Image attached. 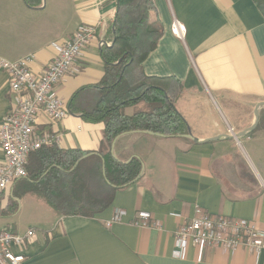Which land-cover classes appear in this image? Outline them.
I'll list each match as a JSON object with an SVG mask.
<instances>
[{
  "label": "crops",
  "instance_id": "0c3cea01",
  "mask_svg": "<svg viewBox=\"0 0 264 264\" xmlns=\"http://www.w3.org/2000/svg\"><path fill=\"white\" fill-rule=\"evenodd\" d=\"M153 1L164 35L144 61V72L182 82L175 105L200 141L144 131L119 135L111 152L122 162L141 160L142 175L93 217L59 215L37 194H22L25 180L18 181L11 198L3 194L1 209L13 202L18 208L0 214V230L35 231L23 264H264V250L256 255L245 247L231 253L191 246L185 258L173 255L175 232L197 206L211 215L253 220L264 230V130L240 139L224 136L250 127L264 101V15L253 0ZM115 14L116 0H44L36 8L24 0H0V56L19 61L34 55L31 67L41 75L57 56L54 43L69 40L82 24L97 26L77 60L78 71L55 88L69 106L78 91L103 79L102 48L114 40ZM175 20L186 27L183 39L172 33ZM13 102L9 76L0 69V129ZM140 108L126 107L125 113ZM36 127L56 137L61 149L96 153L105 125L70 112L59 121L40 113ZM217 136L222 138L204 141ZM119 209L127 216L108 226ZM142 211L163 227L137 226Z\"/></svg>",
  "mask_w": 264,
  "mask_h": 264
},
{
  "label": "trees",
  "instance_id": "16d2710c",
  "mask_svg": "<svg viewBox=\"0 0 264 264\" xmlns=\"http://www.w3.org/2000/svg\"><path fill=\"white\" fill-rule=\"evenodd\" d=\"M33 8L44 0H24ZM264 15V0H253ZM114 40L102 48L105 60L103 79L78 91L69 104L70 112L90 122L105 125L98 152L61 149L45 145L33 152L27 164L26 188L43 198L59 215L93 217L107 208L120 188L134 182L142 173L141 160L122 162L111 152L115 139L129 131H150L167 136L188 133V127L175 102L183 93V84L174 77L148 76L144 61L164 35L153 0H116L113 22ZM142 104L134 114L125 108ZM264 130V106L258 127ZM17 195V193H16ZM9 198H11L9 196ZM9 216L17 211L13 202L1 209Z\"/></svg>",
  "mask_w": 264,
  "mask_h": 264
},
{
  "label": "built area",
  "instance_id": "2783aa9c",
  "mask_svg": "<svg viewBox=\"0 0 264 264\" xmlns=\"http://www.w3.org/2000/svg\"><path fill=\"white\" fill-rule=\"evenodd\" d=\"M171 30L181 39L186 35V27L178 20L174 21ZM96 31L97 26L82 24L69 40L54 43L57 56L41 75H37L31 67L34 55L19 61L0 56V69L7 72L14 94V102L0 129V146L4 153V160L0 163V194L9 196L14 185L28 176L27 164L33 152L56 143V137L38 133L37 116L44 113L50 119L59 121L69 115L67 101L58 95L55 88L66 76L78 71L77 60L95 38ZM127 214L126 210L119 209L107 225L122 222ZM137 218V226L163 227L160 222L150 223L153 216L149 212H139ZM34 235L33 229L24 235L8 229L0 230V264H23L27 259V244ZM175 238L173 255L178 258H185L191 246L200 250L213 246L231 253L245 247L256 255L264 250V230L255 221L211 215L199 206L192 218L184 219L175 232Z\"/></svg>",
  "mask_w": 264,
  "mask_h": 264
},
{
  "label": "water",
  "instance_id": "95a60500",
  "mask_svg": "<svg viewBox=\"0 0 264 264\" xmlns=\"http://www.w3.org/2000/svg\"><path fill=\"white\" fill-rule=\"evenodd\" d=\"M264 106V101L262 102H259L256 107H255V120L253 122V124L248 127L247 129L239 132V133H235L233 135H224L225 137H229V138H235V139H240L241 137L251 133L252 131H254L257 127H258V124H259V120H260V108ZM144 132H147V133H151V134H157V135H162V134H158V133H154V132H150V131H144ZM162 136H166V135H162ZM180 136H183V137H187V138H191L192 140L196 141V142H199L200 140L198 138H196L193 133H192V130L191 128L188 126V133L187 134H183V135H180ZM222 137H212V138H208V139H205L204 141L206 142H211V141H217L219 139H221ZM117 139V138H116ZM116 139L115 141L113 142L112 144V148L114 149V145H115V142H116ZM129 162V161H128ZM142 173L139 175V177L136 179V181H138L141 177Z\"/></svg>",
  "mask_w": 264,
  "mask_h": 264
},
{
  "label": "rangeland",
  "instance_id": "374dc122",
  "mask_svg": "<svg viewBox=\"0 0 264 264\" xmlns=\"http://www.w3.org/2000/svg\"><path fill=\"white\" fill-rule=\"evenodd\" d=\"M177 106H178L179 109H183V106L180 103H178ZM43 206L46 207V205H43Z\"/></svg>",
  "mask_w": 264,
  "mask_h": 264
}]
</instances>
